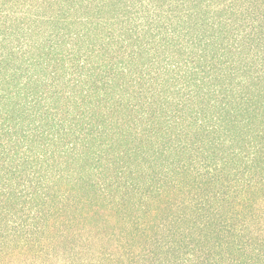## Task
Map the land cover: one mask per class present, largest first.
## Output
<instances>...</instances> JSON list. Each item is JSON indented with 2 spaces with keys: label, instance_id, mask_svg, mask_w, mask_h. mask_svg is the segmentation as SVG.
Here are the masks:
<instances>
[{
  "label": "trees",
  "instance_id": "1",
  "mask_svg": "<svg viewBox=\"0 0 264 264\" xmlns=\"http://www.w3.org/2000/svg\"><path fill=\"white\" fill-rule=\"evenodd\" d=\"M0 264H264V0H0Z\"/></svg>",
  "mask_w": 264,
  "mask_h": 264
}]
</instances>
